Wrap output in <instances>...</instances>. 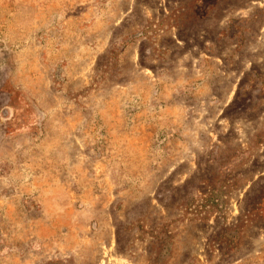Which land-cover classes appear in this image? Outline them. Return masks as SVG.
<instances>
[{"label": "rangeland", "instance_id": "374dc122", "mask_svg": "<svg viewBox=\"0 0 264 264\" xmlns=\"http://www.w3.org/2000/svg\"><path fill=\"white\" fill-rule=\"evenodd\" d=\"M0 264H264V0H0Z\"/></svg>", "mask_w": 264, "mask_h": 264}]
</instances>
